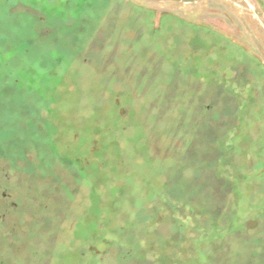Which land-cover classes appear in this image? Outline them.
I'll return each mask as SVG.
<instances>
[{"label": "rangeland", "instance_id": "1", "mask_svg": "<svg viewBox=\"0 0 264 264\" xmlns=\"http://www.w3.org/2000/svg\"><path fill=\"white\" fill-rule=\"evenodd\" d=\"M0 185L53 264H264V0H0Z\"/></svg>", "mask_w": 264, "mask_h": 264}, {"label": "flooded vegetation", "instance_id": "2", "mask_svg": "<svg viewBox=\"0 0 264 264\" xmlns=\"http://www.w3.org/2000/svg\"><path fill=\"white\" fill-rule=\"evenodd\" d=\"M11 208L16 209L17 202L11 199L7 188L0 185V245L3 242L5 245L0 253V264H53L65 260L67 255L53 248L71 233L73 224L68 218L57 219L56 222L37 217L10 219ZM42 231L52 236L49 248L44 251L40 250L41 241L38 239ZM25 241H29V248L25 247ZM82 263L88 262L82 260Z\"/></svg>", "mask_w": 264, "mask_h": 264}]
</instances>
